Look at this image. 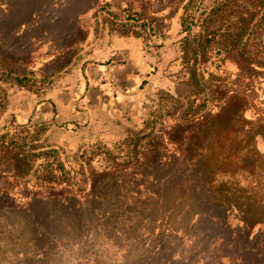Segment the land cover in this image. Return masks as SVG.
<instances>
[{
	"label": "rangeland",
	"instance_id": "rangeland-1",
	"mask_svg": "<svg viewBox=\"0 0 264 264\" xmlns=\"http://www.w3.org/2000/svg\"><path fill=\"white\" fill-rule=\"evenodd\" d=\"M122 2L0 0V264H241L221 250L229 242L192 220V199L219 195L260 219L263 47L253 33L250 64L225 45L236 43L242 19L256 28L264 12L257 0L128 2L150 19L196 18L186 45L167 43L170 61H159L150 83L124 94L81 69L90 61L84 40L103 36L99 23ZM214 28L223 43L196 58L198 40ZM229 99L222 121L187 125ZM154 146L160 160L146 159ZM153 193L160 200L145 202Z\"/></svg>",
	"mask_w": 264,
	"mask_h": 264
},
{
	"label": "trees",
	"instance_id": "trees-1",
	"mask_svg": "<svg viewBox=\"0 0 264 264\" xmlns=\"http://www.w3.org/2000/svg\"><path fill=\"white\" fill-rule=\"evenodd\" d=\"M125 1L122 2V7L117 9V13L113 14L114 16L111 18V20H101L99 25L98 32H103L107 30L108 33H121L125 35H134L136 37H139L143 43V49L145 53H149L151 49L153 48H159L165 46V44L171 39V40H179L181 43H185L186 45V37L187 31H191L192 24H194L195 21V14L194 13H186L184 15H180L179 13L175 14H169L165 16L167 17H176L178 20V26L176 29L178 37H167V33L162 31L163 29L158 27V23L161 22L163 19H150L148 17H145L141 15L139 10L131 11L130 6H128V2H136L137 0H121ZM259 3L255 2L256 6L259 7L258 13L264 12V0H257ZM136 5V4H135ZM138 5V4H137ZM136 5V6H137ZM188 6H190L188 4ZM196 5L191 6V9H195ZM110 9L109 7H106V10ZM198 9H200L198 7ZM249 9H251L249 7ZM107 12H109L107 10ZM196 12V10H195ZM110 19V17H109ZM261 19V18H260ZM99 19H97L98 22ZM242 26L239 30H242V32L239 31L238 35L236 34L234 37V40H236V43H234L231 40L226 41L225 48L231 49L230 52H233L236 48V51H238L241 55V57H244L245 60L250 61V64L257 63L254 61L252 56L250 55V47L253 45L252 42V34H255V38H259V43L261 44L262 49V55L264 54V22L261 21L259 25H257L256 28H254L255 24L252 26L251 20L244 18L242 19ZM249 20V21H248ZM107 24V25H106ZM241 26V25H240ZM217 29L214 28L212 31H210L208 34H206L205 37H201L198 40L197 48L194 50V56L198 59L201 57L207 58V55L209 53L210 49H213L215 47L218 33L216 32ZM171 35V33H170ZM223 42H217V45L219 47L221 46ZM263 43V44H262ZM261 52V51H260ZM110 62V61H109ZM148 83L147 79L142 80V82L138 85L139 88H144L146 84ZM231 99V98H230ZM230 99L226 102H224L222 106H215L218 108V111L216 113H212L213 111L208 112L206 115L197 116L194 119L187 120V125H202L203 127L208 124L210 121H213L215 119H220L221 121L226 117L229 110H231L232 101ZM208 132V131H207ZM208 137V135L206 136ZM5 139V135H0V140ZM195 138L194 140H196ZM155 143L152 141L150 146H153ZM224 147V146H223ZM181 148L184 151V154H186L187 149L185 150L184 145L182 144ZM158 147L154 146V148H147L145 152L147 155L145 156L146 159L150 157H154V160H160V156H157L156 154L159 152ZM196 149H194L195 151ZM136 158H139L138 153H134ZM156 155V156H154ZM188 158L193 159L194 154H191V149L188 151L187 154ZM150 170H153L150 168ZM195 197L192 199V206H195L198 208V210L191 214L192 220L197 223V225L200 224L201 228L204 230L207 229V232H211L213 234H216V239L219 240L222 244L223 242H229L227 245L228 247L222 245L224 249L221 250L228 253V251H231L230 257H231V263H235L240 261L241 264H251V260L249 256L255 255L261 262L260 264H264V205L262 206V211L259 217H253L250 219L247 217L246 213L244 211H241L239 209H235V207H231L229 204L230 202L227 199H224L217 196H209L204 197L202 193H194ZM140 197L141 194L138 193ZM148 196V195H147ZM203 196V197H202ZM179 198V197H178ZM153 199L160 200V197L156 195V193H153L152 195L148 196L145 199V202L151 203ZM227 205H229L227 208H225ZM236 210V213L232 214L233 211ZM237 220L239 222L238 224H233L232 220ZM232 219V220H231ZM243 224V225H242ZM260 225V228L257 232H254L252 229L256 225ZM226 248H231V250H226ZM238 255V256H237ZM223 258V257H222ZM222 258L219 259V264H224L222 262Z\"/></svg>",
	"mask_w": 264,
	"mask_h": 264
},
{
	"label": "crops",
	"instance_id": "crops-1",
	"mask_svg": "<svg viewBox=\"0 0 264 264\" xmlns=\"http://www.w3.org/2000/svg\"><path fill=\"white\" fill-rule=\"evenodd\" d=\"M83 18L84 15H80L77 20ZM177 26L178 20L176 17H167L158 23V27L163 29L162 31L166 32L167 37L170 38L177 34ZM102 35L93 37L92 34L84 40L82 47L89 49L90 61H83L81 69L85 72V75L88 73L93 75L94 73V80H97L98 84L103 87L107 86L109 82L112 85L111 80H114V83L117 82L116 85L113 84L114 87L121 89L124 94H129L131 86H138L144 79L148 80L146 85L150 83L151 78L156 73V66L159 61L164 62L162 67L170 61V58L167 57L170 44L167 45V43L173 45V42H175V40L170 39L165 46L159 47L153 52L145 53L143 43L139 37L118 32L108 33L107 30ZM115 59H117L118 67H116L117 65L112 66L116 62ZM110 70L113 72H110ZM117 75L120 82L117 80ZM46 104L47 101L41 103L39 108H43ZM40 115L46 120L51 118L44 110L43 114ZM60 130V133H63L62 129Z\"/></svg>",
	"mask_w": 264,
	"mask_h": 264
}]
</instances>
